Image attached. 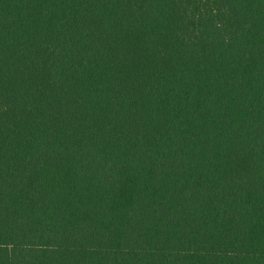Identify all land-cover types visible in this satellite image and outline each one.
Listing matches in <instances>:
<instances>
[{
  "label": "trees",
  "instance_id": "trees-1",
  "mask_svg": "<svg viewBox=\"0 0 264 264\" xmlns=\"http://www.w3.org/2000/svg\"><path fill=\"white\" fill-rule=\"evenodd\" d=\"M0 264H264V0H0Z\"/></svg>",
  "mask_w": 264,
  "mask_h": 264
}]
</instances>
